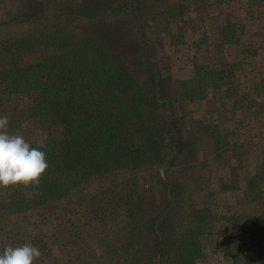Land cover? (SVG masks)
Instances as JSON below:
<instances>
[{"label": "trees", "instance_id": "trees-1", "mask_svg": "<svg viewBox=\"0 0 264 264\" xmlns=\"http://www.w3.org/2000/svg\"><path fill=\"white\" fill-rule=\"evenodd\" d=\"M152 1L120 0L107 13L130 11L138 17V28L129 38L110 32L102 22L87 30L54 24L72 17L102 21L107 15L92 10L11 12L0 18V28L8 30L0 34V117L8 118L10 135H22L32 147H39L46 136V147L40 150L48 164L38 185L0 187V254L5 247L31 242L41 252L34 264H58L63 253H69L68 261L78 257L83 264H94L97 255L82 247L81 230L71 220L75 207L68 210L76 191L84 187L95 192L93 208L104 224L122 218L100 244L110 264H204L207 256L219 252L224 264H264V214L253 221L232 218L242 204L264 201V151L258 153L259 171L249 174L251 145L242 138L237 147L230 146L232 129L218 121L225 111L236 109L243 111L241 121L264 119V74L250 79L251 88L246 73L234 70H247V63L254 67L250 59L263 42H243L242 60L218 61L220 68L203 71L199 83L173 78L148 35ZM247 29V23L230 19L212 30L224 45L241 43ZM182 32L167 34L175 38ZM196 91L211 92L223 103L217 100L204 115L187 121L194 113L188 104ZM190 129L194 137L186 136ZM150 162L159 166L154 180L165 191L157 210L149 209L141 191V173L152 180L145 171ZM193 162L203 170L197 177L176 180L165 173L174 163L189 168ZM117 172L127 176L108 185L106 192L94 186ZM211 176L220 177L219 189L225 194H240L236 203L202 186L201 180ZM107 193L111 201L103 204ZM215 206L225 207V212L215 213ZM80 211L87 221L95 217L87 207ZM25 215L34 227L21 225ZM219 221L229 223L231 230L218 229ZM223 233L231 235L225 245L201 246L208 236ZM91 253L94 258L88 260Z\"/></svg>", "mask_w": 264, "mask_h": 264}, {"label": "rangeland", "instance_id": "rangeland-1", "mask_svg": "<svg viewBox=\"0 0 264 264\" xmlns=\"http://www.w3.org/2000/svg\"><path fill=\"white\" fill-rule=\"evenodd\" d=\"M119 1L120 0H0V18L11 12H15L16 14H26L28 11L34 13L37 11L39 13H49L53 11L61 12L67 8H69L70 11H81L82 13L92 10L101 15L103 13H109L112 6L117 5ZM174 2H177L179 6L174 7ZM131 3L132 1H129L130 5H132ZM151 5L152 8L148 10V35L151 40L156 43L155 54L161 65L166 67L167 72H169V75L173 78H192L199 83L201 73L210 69L220 68L219 62L224 61V58H226L228 62L236 59L242 60L244 57V54L241 55L242 43L248 42L249 40L255 42L261 40L263 42L258 52H256V58L251 57L250 59L253 60L252 62H254L255 66L251 67L250 64L247 63V70H234L240 75L246 73L245 75L248 77L247 80L249 81L247 83H249L251 88L252 84L250 79L264 74V0H153ZM230 19L247 23L248 32L242 35V41L239 44L230 43L221 45L220 37L217 32H214L212 29L213 27L223 25ZM137 20L138 17H136L134 13L127 11L118 14L104 15L102 21H100L99 18H95L93 22H88L85 17H72L59 19L57 22H54V24L87 30L88 27L98 26L96 24L102 22L104 27L108 28L110 32L116 30L119 34L122 35L123 33L129 38V35H132L138 28ZM18 28L17 26L11 29L17 30ZM31 28H33V26H30V30ZM182 29L185 32H182L180 36H176L175 38H171V36L167 34L168 31H170L172 35L175 33L179 34ZM7 31L0 28V34ZM255 42H252L250 45L259 44ZM217 45H221L219 49H217ZM193 95H195V100L190 102L188 107L194 110V113L190 115L187 121H191L199 117V115H204L208 109L214 106L217 100L219 101V105L223 103L222 99L215 98L211 92L200 94L196 91ZM223 96L225 97V93H223ZM224 114L225 115L222 116L223 119L218 121H220L222 125H224V123L226 125L228 124L229 128L232 129L230 146L234 145L237 147L236 144L242 142V138L247 139L252 150L250 154L246 156V170H249V174L258 172L262 165V157L260 155L259 157L258 153L261 150L264 151V119L258 120L248 118L247 120L245 119V121H241V119H243V111L241 109H236L232 112L225 111ZM216 115L217 114H215L214 119H216ZM194 135L195 131L193 129H190L186 134L187 137H194ZM228 155H230V150L228 153L225 152L224 156H227V159H229ZM210 164L214 166L215 159L212 158ZM197 165V163L193 162L191 167L184 168L180 163L177 165L174 163L170 167L165 168V173L175 179L177 178L176 180L180 177L183 179L191 178L192 175L196 176L201 170ZM158 170L159 166L155 162H150L145 166V171L151 174L153 181L144 176L146 172L141 173L143 175L140 181L141 191L150 202V210H157L160 206L158 204L162 203L165 198V191L162 183L158 179L154 180L156 179ZM201 171L203 172V170ZM226 174L224 177L225 181H230L231 178ZM125 176H127L126 172H117L105 181H98L94 186L106 192V188L113 185L114 181L123 179ZM217 178L214 179L213 176H211V178H204L201 180V184L202 186L212 188L219 198H226L228 203H236V199L238 197L240 198V194H237V196L235 192L232 194H225L224 191L219 189L220 177L219 179ZM93 193L95 192L90 193L89 189L84 187L77 190L73 199L75 202L73 203L74 206L68 207V210L72 211L75 207V210L71 212V220L81 230L83 237L82 247H87L88 251H92L93 249V256L97 255L96 258H94L91 253L88 260L94 258V264H110V258L104 254L100 244L105 241V236L109 235L110 227L121 222L122 218L120 217L117 220L109 218V223L104 224L101 213L98 212L97 215L94 211L93 205H95L97 198H94ZM109 193L103 195L101 199L103 204H108L111 201L109 198L111 193L110 195ZM188 193L187 191V194ZM198 200L202 202L201 199ZM7 201L8 200H4V203ZM86 207L91 209L93 216H95L88 221L82 218L83 215L80 211L86 209ZM213 210L215 213L222 214L225 212V207L215 206ZM2 211L3 210L0 208V212ZM238 213L239 214H233L232 218L244 221L257 220L260 218L261 214H264V201L252 205L242 204ZM30 218L31 216L29 217V215L21 217V225L25 229H29L30 225H32V227L35 225ZM261 224L262 228H264V219ZM216 226L218 229H226L229 227L231 230L230 224L225 221H219ZM34 229L39 228L35 226ZM230 239V233H223L222 235L214 234L203 240L201 246L208 249H215L219 245H225L226 243L224 242ZM69 256V253L60 255L58 264H83L78 257L77 259L74 257L68 261ZM203 261L204 264H224L223 256L220 252L210 254Z\"/></svg>", "mask_w": 264, "mask_h": 264}, {"label": "clouds", "instance_id": "clouds-1", "mask_svg": "<svg viewBox=\"0 0 264 264\" xmlns=\"http://www.w3.org/2000/svg\"><path fill=\"white\" fill-rule=\"evenodd\" d=\"M8 118L0 117V187L22 185L28 188L38 185L48 168L45 136L39 147H32L22 135L8 133ZM41 256L39 249L31 242L18 247H5L0 254V264H34Z\"/></svg>", "mask_w": 264, "mask_h": 264}]
</instances>
